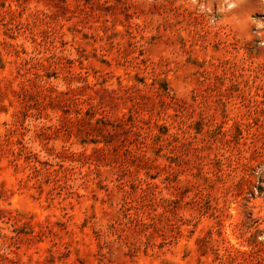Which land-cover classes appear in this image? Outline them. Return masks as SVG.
Listing matches in <instances>:
<instances>
[{"label":"rangeland","instance_id":"374dc122","mask_svg":"<svg viewBox=\"0 0 264 264\" xmlns=\"http://www.w3.org/2000/svg\"><path fill=\"white\" fill-rule=\"evenodd\" d=\"M0 264H264V0H0Z\"/></svg>","mask_w":264,"mask_h":264}]
</instances>
